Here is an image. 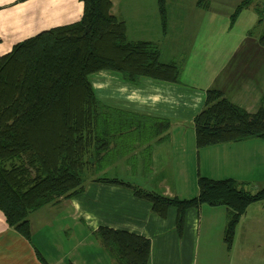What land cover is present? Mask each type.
I'll list each match as a JSON object with an SVG mask.
<instances>
[{"label": "crops", "instance_id": "1", "mask_svg": "<svg viewBox=\"0 0 264 264\" xmlns=\"http://www.w3.org/2000/svg\"><path fill=\"white\" fill-rule=\"evenodd\" d=\"M110 1V12L124 22L128 41L156 43L160 55L165 49L176 56L188 47L189 36L184 38L185 33L168 36V15L166 32H162L157 0ZM197 1L198 8L209 10L210 0L207 9L198 6ZM82 13L80 0H0V56L17 42L78 21ZM214 20L215 15L207 18L202 45L193 48L194 56L203 55L201 68L185 67L180 74V78L190 79L188 85L146 77L130 84L112 71L97 72L90 82L98 100L127 112L136 121L166 119L168 130L149 138L134 136V147L117 140L119 147H110L106 161L93 171L95 175L84 178L83 192L28 215L30 240L8 226L0 212V264H115L95 235L101 226L149 239L147 264H264V200L246 208L236 225L232 246L227 249L223 241L225 206L201 204L187 209L178 232L175 207L160 216L129 188L91 181L118 178L180 199L198 194L199 177L233 179L252 190L264 187L261 139L202 148L195 144L193 119L204 107L206 89H220L249 113L264 106V47L248 35L251 29L238 48H232L231 39L218 46ZM186 126L193 130L190 147H171L174 136H181ZM161 136L164 138L159 140Z\"/></svg>", "mask_w": 264, "mask_h": 264}, {"label": "trees", "instance_id": "2", "mask_svg": "<svg viewBox=\"0 0 264 264\" xmlns=\"http://www.w3.org/2000/svg\"><path fill=\"white\" fill-rule=\"evenodd\" d=\"M80 1L83 13L78 21L17 42L0 56V212L7 225L27 240L31 238L28 215L83 192L86 173L102 166L110 147H119L117 140L125 144L128 136L149 138L169 128L166 119L136 121L127 112L103 104L88 77L107 70L130 84L142 77L180 82L181 65L161 62L158 44L128 41L124 22L110 12V0ZM207 2L198 0L197 5L207 9ZM251 4L252 0H241L230 15V25ZM157 9L165 33L166 0H157ZM252 9L258 26L264 15L259 7ZM252 33L253 29L248 31ZM258 43L264 47V29ZM193 123L198 148L250 138L264 141V106L249 113L216 87L205 90L204 107ZM91 181L129 188L160 216L175 207L178 232L187 209L201 204L225 206L227 249L246 208L264 200V187L255 191L233 179L199 177L198 194L188 199L166 197L118 178ZM95 235L115 264H147L149 239L103 226Z\"/></svg>", "mask_w": 264, "mask_h": 264}, {"label": "rangeland", "instance_id": "3", "mask_svg": "<svg viewBox=\"0 0 264 264\" xmlns=\"http://www.w3.org/2000/svg\"><path fill=\"white\" fill-rule=\"evenodd\" d=\"M196 1L197 0H167L166 7L169 24L168 36H179L180 33L183 32L185 33L184 38L189 36V45L187 48H184L183 46L185 51H180V53H177L176 56H171L168 50L162 49V54L160 55L161 62H177L179 65H181L182 71H184L185 67H188V69L193 67L196 70L201 68V65L203 64V55L194 56L193 48H197L202 45L205 32L207 31L208 27L207 18L211 15H215L213 30L215 32V39L217 40L218 46L224 41L227 42L231 39L233 46L232 48H238L246 38L247 31L249 29H253L252 38L258 42L259 36L264 29V20L260 25L257 26V14L252 8L254 6L259 7L262 10V15H264V0H252L250 7L241 12L233 25H230V15L233 12L235 6L241 0H210L209 10L198 8L196 6ZM151 2L156 3V0H151ZM179 15L181 16L178 17ZM114 73L121 77L119 73ZM96 74L97 72L91 74L88 79L90 81L94 80V76ZM187 81H190V79H188L186 76H182L180 78V82L183 84L188 85L189 83H187ZM202 82L203 80L201 83ZM181 131V136H179V133L174 136L176 139L175 142L170 144L171 147H190V143H192L191 133L193 130L186 126ZM123 141L128 147L135 146V143L133 142L134 140L130 136L124 138ZM162 145H164V143ZM116 173L121 175L120 172L116 171ZM109 174L113 175L112 173ZM88 175H95V173L89 170L85 177ZM256 190L258 189H255V191Z\"/></svg>", "mask_w": 264, "mask_h": 264}]
</instances>
